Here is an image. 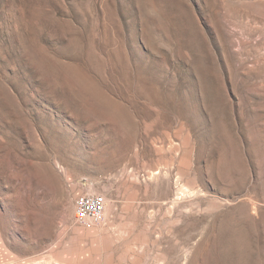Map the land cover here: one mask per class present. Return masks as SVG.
I'll return each mask as SVG.
<instances>
[{
  "label": "rangeland",
  "instance_id": "374dc122",
  "mask_svg": "<svg viewBox=\"0 0 264 264\" xmlns=\"http://www.w3.org/2000/svg\"><path fill=\"white\" fill-rule=\"evenodd\" d=\"M0 264H264V0H0Z\"/></svg>",
  "mask_w": 264,
  "mask_h": 264
},
{
  "label": "built area",
  "instance_id": "2783aa9c",
  "mask_svg": "<svg viewBox=\"0 0 264 264\" xmlns=\"http://www.w3.org/2000/svg\"><path fill=\"white\" fill-rule=\"evenodd\" d=\"M106 199L100 194H83L74 203L73 219L83 228H92L103 219Z\"/></svg>",
  "mask_w": 264,
  "mask_h": 264
},
{
  "label": "bare ground",
  "instance_id": "6f19581e",
  "mask_svg": "<svg viewBox=\"0 0 264 264\" xmlns=\"http://www.w3.org/2000/svg\"><path fill=\"white\" fill-rule=\"evenodd\" d=\"M86 194H92V193H86ZM105 206H106V203H105ZM105 210H106V209H105ZM105 212H106V211H105ZM105 212H104V213H105ZM104 213H103V219H102V220H104V219H105V216H106V214H104ZM101 222H102V221H101ZM101 222H100V223H101ZM100 223H99V224H100Z\"/></svg>",
  "mask_w": 264,
  "mask_h": 264
}]
</instances>
